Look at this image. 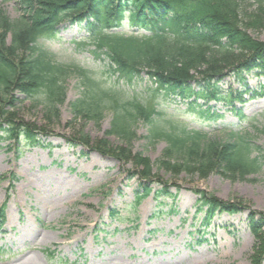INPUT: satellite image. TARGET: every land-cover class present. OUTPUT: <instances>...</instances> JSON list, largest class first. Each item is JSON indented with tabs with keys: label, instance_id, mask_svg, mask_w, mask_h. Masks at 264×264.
I'll list each match as a JSON object with an SVG mask.
<instances>
[{
	"label": "rangeland",
	"instance_id": "obj_1",
	"mask_svg": "<svg viewBox=\"0 0 264 264\" xmlns=\"http://www.w3.org/2000/svg\"><path fill=\"white\" fill-rule=\"evenodd\" d=\"M19 2L0 0V13L11 23L21 17ZM233 5L248 35L264 43V0H236ZM46 44L59 63L76 62L96 73L105 65L93 54L88 35L70 23L61 25L58 39ZM234 75L225 71L216 79L223 94L233 92L231 104L198 102L202 110L211 106L212 113L221 111L225 117L218 121L202 119L189 110L191 100L159 89L146 75L123 87L126 96L155 105L164 118L209 139L225 142L249 134L264 158V81L255 75L247 78L248 89L256 92L251 99L253 93H239L244 89ZM66 89L57 118L44 110L40 99L17 92L12 105L0 106L6 119L45 132L39 135L44 147L0 144V215L5 217L2 226L0 218V264H257L260 243L247 218L264 214V163L243 180L159 170L158 162L167 158L164 142L149 143L147 128L139 125L127 149L109 135L110 115L100 122L75 120L68 105L79 97L77 80L70 78ZM233 107L243 110L244 120L234 115ZM123 151L148 160V182L144 166L119 157ZM143 184L173 197L156 200L151 195L128 216ZM197 192L240 211L217 212L205 230L201 222L207 207L197 212Z\"/></svg>",
	"mask_w": 264,
	"mask_h": 264
},
{
	"label": "trees",
	"instance_id": "obj_2",
	"mask_svg": "<svg viewBox=\"0 0 264 264\" xmlns=\"http://www.w3.org/2000/svg\"><path fill=\"white\" fill-rule=\"evenodd\" d=\"M235 1L20 0L18 21L11 23L0 13V106L12 105L17 92L33 101L40 99L38 103L44 110L57 118L59 107L66 102V83L75 78L79 97L68 105L75 120L100 122L104 115H110L109 135L124 142L127 149L136 138L135 128L145 126L149 143L166 144L167 158L158 162L159 170L197 172L203 177L215 173L243 180L257 173L264 163L262 148L252 136L236 135L225 142L209 139L164 118L155 105L126 96L123 87L146 75L159 89L180 100H191L189 110L208 121L224 119L225 115L212 113L211 106L200 109L199 101L228 105L234 100L232 91L223 94L218 88L216 79L225 71L235 74L244 89L240 94L253 93L254 99L256 92L248 89L246 81L253 75L264 80V43L255 41L241 26ZM65 23L80 27L88 35L94 45L93 54L105 63L100 73L76 62L62 64L55 60L46 43L58 39L59 28ZM126 27L131 31H126ZM232 111L239 120L245 119L242 109L233 107ZM6 116L0 110V144L24 142L30 147H44L39 135L45 132L17 124ZM123 152H119V157L131 158L134 164L144 166L143 179L148 182V160L141 154L129 157V152ZM197 193L201 202L197 212L202 213L207 207L201 222L205 230L212 226L217 212L230 215L240 211L237 206ZM151 195L156 200L173 197L166 190L154 192L143 184L128 216L135 214ZM169 213L174 215V211ZM255 217L249 214L247 220L260 243L257 264H264V214H259L257 220ZM0 218L2 226L5 217Z\"/></svg>",
	"mask_w": 264,
	"mask_h": 264
}]
</instances>
